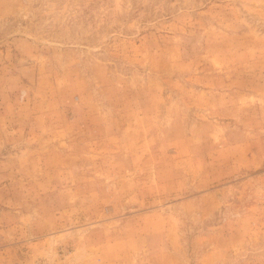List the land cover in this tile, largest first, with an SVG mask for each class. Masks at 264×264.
Wrapping results in <instances>:
<instances>
[{
  "label": "rangeland",
  "instance_id": "rangeland-1",
  "mask_svg": "<svg viewBox=\"0 0 264 264\" xmlns=\"http://www.w3.org/2000/svg\"><path fill=\"white\" fill-rule=\"evenodd\" d=\"M0 264H264V0H0Z\"/></svg>",
  "mask_w": 264,
  "mask_h": 264
}]
</instances>
